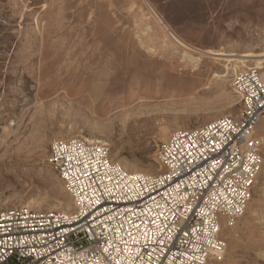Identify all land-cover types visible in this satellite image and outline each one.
<instances>
[{"label":"rangeland","instance_id":"rangeland-1","mask_svg":"<svg viewBox=\"0 0 264 264\" xmlns=\"http://www.w3.org/2000/svg\"><path fill=\"white\" fill-rule=\"evenodd\" d=\"M243 53L256 58L236 67ZM248 68L264 74V0H0V213L73 211L55 140L96 139L122 168L159 173L173 131L238 115L232 78ZM261 152L254 204L206 264H264Z\"/></svg>","mask_w":264,"mask_h":264},{"label":"built area","instance_id":"built-area-1","mask_svg":"<svg viewBox=\"0 0 264 264\" xmlns=\"http://www.w3.org/2000/svg\"><path fill=\"white\" fill-rule=\"evenodd\" d=\"M238 115L173 131L157 174L131 172L101 143L55 140L47 159L74 209L0 213V264H206L221 225L244 213L259 173L264 74L237 71Z\"/></svg>","mask_w":264,"mask_h":264},{"label":"bare ground","instance_id":"bare-ground-1","mask_svg":"<svg viewBox=\"0 0 264 264\" xmlns=\"http://www.w3.org/2000/svg\"><path fill=\"white\" fill-rule=\"evenodd\" d=\"M177 40V39H176ZM178 41V40H177ZM224 53H220V52H210V55H213V56H224L223 55ZM259 57V56H258ZM251 58H256V55H252V54H250V53H243L242 55H240L239 56V58L238 59H236L238 62L237 63H235V66L236 67H247V65H246V62H248V59H251ZM255 65H256V67L258 68V69H260V70H262L263 69V67L262 66H260L261 65V62H259V60H257V61H255ZM85 139V141H87V142H91V143H101L102 141H99V140H96V139H93V140H87L86 138H84ZM103 143V142H102ZM124 159V158H123ZM122 162V161H121ZM123 165H124V168H126V169H130L131 171H133V172H137L138 173V171H139V169H136L135 167H132V165H131V163L130 162H123ZM130 167H132V168H130ZM58 176V175H57ZM59 177V176H58ZM60 179V178H59ZM254 194V193H253ZM254 201H255V199L252 197L251 199H250V201H249V203H248V205H247V207H246V209H245V211H244V213L243 214H246V212H247V210H248V208L250 207V206H252L253 204H254ZM224 227V224L223 225H221L220 226V228L222 229ZM228 232V231H227ZM221 250V247H218L217 249H215L214 250V252L215 251H220Z\"/></svg>","mask_w":264,"mask_h":264}]
</instances>
